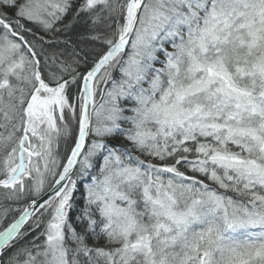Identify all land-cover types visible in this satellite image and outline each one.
<instances>
[{
	"label": "snow or ice",
	"instance_id": "6c2138e0",
	"mask_svg": "<svg viewBox=\"0 0 264 264\" xmlns=\"http://www.w3.org/2000/svg\"><path fill=\"white\" fill-rule=\"evenodd\" d=\"M0 264H264V0H0Z\"/></svg>",
	"mask_w": 264,
	"mask_h": 264
},
{
	"label": "rangeland",
	"instance_id": "374dc122",
	"mask_svg": "<svg viewBox=\"0 0 264 264\" xmlns=\"http://www.w3.org/2000/svg\"><path fill=\"white\" fill-rule=\"evenodd\" d=\"M77 198H80V194L79 193H77Z\"/></svg>",
	"mask_w": 264,
	"mask_h": 264
},
{
	"label": "trees",
	"instance_id": "16d2710c",
	"mask_svg": "<svg viewBox=\"0 0 264 264\" xmlns=\"http://www.w3.org/2000/svg\"><path fill=\"white\" fill-rule=\"evenodd\" d=\"M78 200L80 199V198H77ZM79 230V229H78Z\"/></svg>",
	"mask_w": 264,
	"mask_h": 264
}]
</instances>
